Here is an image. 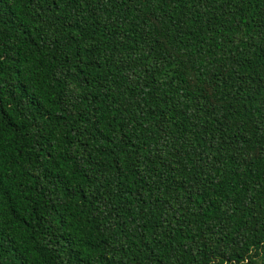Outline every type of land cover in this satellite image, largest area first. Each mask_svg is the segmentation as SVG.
<instances>
[{
	"label": "trees",
	"instance_id": "obj_1",
	"mask_svg": "<svg viewBox=\"0 0 264 264\" xmlns=\"http://www.w3.org/2000/svg\"><path fill=\"white\" fill-rule=\"evenodd\" d=\"M0 264H264V0H0Z\"/></svg>",
	"mask_w": 264,
	"mask_h": 264
}]
</instances>
